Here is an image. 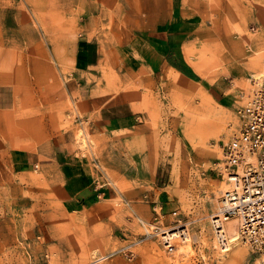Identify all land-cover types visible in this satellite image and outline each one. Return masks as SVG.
<instances>
[{"label":"rangeland","instance_id":"374dc122","mask_svg":"<svg viewBox=\"0 0 264 264\" xmlns=\"http://www.w3.org/2000/svg\"><path fill=\"white\" fill-rule=\"evenodd\" d=\"M80 34L99 58L79 71ZM263 64L264 0H0V264H264L211 225ZM122 103L132 131L101 117Z\"/></svg>","mask_w":264,"mask_h":264},{"label":"built area","instance_id":"2783aa9c","mask_svg":"<svg viewBox=\"0 0 264 264\" xmlns=\"http://www.w3.org/2000/svg\"><path fill=\"white\" fill-rule=\"evenodd\" d=\"M238 114L239 132L223 143L224 157L218 163L219 172L226 174L231 188L223 192L218 209L211 215V225L220 250H229L227 222L233 219L237 240L264 254V82ZM155 213L157 220L160 212ZM157 229L166 246L173 244L174 237L166 238L168 229Z\"/></svg>","mask_w":264,"mask_h":264},{"label":"crops","instance_id":"0c3cea01","mask_svg":"<svg viewBox=\"0 0 264 264\" xmlns=\"http://www.w3.org/2000/svg\"><path fill=\"white\" fill-rule=\"evenodd\" d=\"M86 28V25H85ZM179 30L172 28L169 30V34H173V32H176ZM83 34H80L72 44L67 45L66 51L70 54V59L73 61L76 70H83L85 67L90 68L94 66L98 62L99 58V50L98 46H96L95 42L93 40H89L87 36H82ZM165 45L168 46V48L172 49L175 47L174 41H168L165 42ZM168 51V50H167ZM169 56V55H168ZM165 57L162 58V55L159 53H156L154 55V58L152 59L150 65L152 69H161L163 65L166 63L167 66L179 70L182 72L180 69H178V64L174 62L173 60H170V58ZM168 58V59H167ZM183 68V67H181ZM185 71L189 72L192 74L193 72L191 70H186L183 68ZM79 71L76 72L75 78L79 75ZM185 76H187L184 72H182ZM188 78L192 79V77L187 76ZM6 87V86H5ZM6 91L3 93L2 87L0 86V105L1 104H6ZM106 115L107 116H101L102 119L105 122H112L114 124V127L120 131H132L135 127L139 126L137 124V119L138 117L135 116L133 112H131L130 107H126L123 103L121 105L115 106L113 109L106 110Z\"/></svg>","mask_w":264,"mask_h":264},{"label":"bare ground","instance_id":"6f19581e","mask_svg":"<svg viewBox=\"0 0 264 264\" xmlns=\"http://www.w3.org/2000/svg\"><path fill=\"white\" fill-rule=\"evenodd\" d=\"M246 39V38H245ZM243 41V40H242ZM243 43H245V42H243ZM13 52V51H12ZM256 61H254V63H257L258 62V60L257 59H255ZM261 60H262V57H261ZM192 62V61H191ZM193 63V62H192ZM252 64V63H251ZM253 67H255V66H253ZM257 68H259L260 66H256ZM262 67H263V69H264V64L262 65ZM177 74H179L180 76H183V77H185L184 75H182V73H177ZM169 75V74H168ZM174 82H176V85L180 88V89H182V92L184 91V90H186V91H188L189 90V88L188 87H185L186 85L185 84H183L181 81H179V80H177V79H175L174 78V80H173ZM181 91V90H180ZM212 98V97H211ZM208 105V104H207ZM206 110H207V108H206ZM214 111V110H213ZM231 188V184L230 183H226V185H224V190H223V192L224 191H226V190H229ZM143 222V221H142ZM227 224H228V227H227V229H228V233L230 234V243H239V241L237 240V229H236V223H235V220H229L228 222H227ZM135 226H137V225H135ZM137 229V228H136ZM145 229V228H144ZM163 229V228H162ZM166 229H168L167 231H165V232H167V234H166V238H171V237H177V236H179V234L181 233H184V235H183V240H188L189 239V235H188V229L187 228H184V229H177V228H174V229H170L169 230V228H166ZM143 230V229H142ZM148 231V230H147ZM140 232V231H139ZM146 232V231H145ZM159 232H160V230H159ZM164 232V233H165ZM148 233H149V231H148ZM161 233V232H160ZM191 235V234H190ZM92 242V241H91ZM107 243V242H106ZM229 243V245H228V248L229 249H231V247H232V244H230ZM109 244V243H108ZM115 244V243H114ZM117 246V245H116ZM130 246V245H129ZM166 246V245H165ZM171 246H172V244L171 245H167L166 247H168V248H171ZM105 247H107V246H105ZM104 247V248H105ZM111 247H112V245H111ZM109 248V247H108ZM114 248V247H113ZM112 248V249H113ZM126 248V247H125ZM227 248V249H228ZM107 249V248H106ZM115 249V248H114ZM122 249V248H121ZM134 249V248H133ZM106 251V250H105ZM221 252H222V250H221ZM134 253H135V251H134ZM240 250H237L236 252H234V254H233V256L236 258V257H238L239 255H240ZM108 255V254H107ZM105 257V256H104ZM96 258V257H95ZM100 261V260H99ZM230 261V260H229ZM88 263V262H87ZM84 264H86V263H84Z\"/></svg>","mask_w":264,"mask_h":264},{"label":"trees","instance_id":"16d2710c","mask_svg":"<svg viewBox=\"0 0 264 264\" xmlns=\"http://www.w3.org/2000/svg\"><path fill=\"white\" fill-rule=\"evenodd\" d=\"M178 69H180L182 72H184L185 74L189 75L192 78H195L196 77L194 74H190L189 72L185 71L183 68H181V66L178 67Z\"/></svg>","mask_w":264,"mask_h":264}]
</instances>
